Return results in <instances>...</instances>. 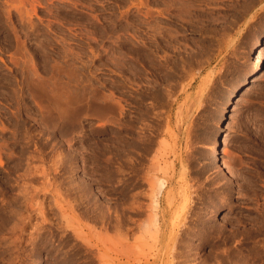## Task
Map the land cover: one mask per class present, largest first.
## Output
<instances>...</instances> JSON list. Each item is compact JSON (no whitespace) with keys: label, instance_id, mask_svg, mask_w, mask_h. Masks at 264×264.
Segmentation results:
<instances>
[{"label":"rangeland","instance_id":"rangeland-1","mask_svg":"<svg viewBox=\"0 0 264 264\" xmlns=\"http://www.w3.org/2000/svg\"><path fill=\"white\" fill-rule=\"evenodd\" d=\"M172 1L0 0V264H213L245 236L243 248L260 240L245 229L264 201V52L253 73L264 0ZM50 168L78 226L53 209L61 231L37 244L33 219L20 243L28 212L9 200Z\"/></svg>","mask_w":264,"mask_h":264},{"label":"bare ground","instance_id":"bare-ground-1","mask_svg":"<svg viewBox=\"0 0 264 264\" xmlns=\"http://www.w3.org/2000/svg\"><path fill=\"white\" fill-rule=\"evenodd\" d=\"M174 1V0H173ZM172 1V2H173ZM182 1V0H181ZM181 1H180V3H181ZM171 2V1H170ZM179 2V1H178ZM182 3H183V1H182ZM173 4V3H172ZM174 5V4H173ZM172 5V6H173ZM176 6V5H175ZM177 7V6H176ZM176 7H175V9H173V10H176ZM184 7V6H183ZM182 7V8H183ZM172 8H174V7H172ZM170 10H172V9H170ZM173 10H172V12H173ZM185 10V9H184ZM178 11V10H177ZM176 11V12H177ZM170 12V11H169ZM192 12V11H191ZM190 12V13H191ZM193 13V12H192ZM183 14V13H182ZM174 14L172 13V16H173ZM184 15H185V13H184ZM184 15H183V17H184ZM174 17V16H173ZM183 17H181V18H183ZM189 18H190V15L188 16ZM180 18V17H179ZM191 18L193 19L194 17H192L191 16ZM190 18V19H191ZM190 19L188 20V19H186V20H188V22L190 21ZM191 19V20H192ZM182 21V20H181ZM193 21V20H192ZM190 22L191 24L193 23V22ZM184 23V22H183ZM157 25H159V24H157ZM190 25V24H189ZM183 26V25H182ZM156 27H158V26H156ZM160 27H161V25H160ZM184 27H186V26H184ZM190 29H191V27H189ZM161 28H159V30H160ZM156 30V29H155ZM188 30V29H187ZM162 31V30H161ZM156 33H158V31L156 32ZM159 33H161V32H159ZM185 42H186V40H185ZM179 45H180V43H179ZM183 46V45H182ZM184 46H185V44H184ZM257 48L259 49V53H258V55H257V57H256V61H255V63H254V70H253V73H256L257 71H259V67H260V64H261V61H262V53L264 52L263 51V49H262V44H257ZM141 53V52H140ZM143 56V55H142ZM144 57V56H143ZM254 80V79H253ZM246 89H247V91L250 89V86H249V84H248V86H247V84H246ZM246 92V91H245ZM233 95H234V93H233ZM67 98V97H66ZM232 99V98H231ZM75 119V118H74ZM65 120V119H64ZM77 120V119H76ZM70 121L71 120H69V123H68V121H66L70 126H71V124H73V123H70ZM73 122H76V121H74V120H72ZM71 121V122H72ZM66 122H63V126L65 127V124L67 125V123ZM65 123V124H64ZM52 124V123H51ZM50 124V125H51ZM53 124H55V123H53ZM53 124H52V126H53ZM77 124V123H76ZM78 124H79V122H78ZM78 124H77V126H78ZM80 125V124H79ZM68 127V126H67ZM67 127H65V128H67ZM73 126H71V128H72ZM75 128H77L76 126H74ZM74 127H73V129H74ZM71 128H70V130H71ZM79 128V127H78ZM68 129V128H67ZM71 130V131H74V130ZM63 130H65L64 128H63ZM70 130H69V132H70ZM63 132H65V131H63ZM67 132H68V130H67ZM66 132V133H67ZM68 132V133H69ZM229 135L227 136V134H226V136H225V138H224V140H223V145H227L228 144V142H229ZM222 150V149H221ZM209 154H211V159L212 160H214V161H216V160H218L219 158H220V149H218V146H216L212 151H211V153H209ZM123 158V157H122ZM182 159V158H181ZM121 160V159H120ZM186 160V159H185ZM127 161V160H126ZM127 162H129V161H127ZM125 163V162H124ZM123 163V164H124ZM156 163V162H155ZM128 164V163H127ZM157 164V163H156ZM181 164V163H180ZM184 164V163H183ZM152 165H154V166H157V165H159V164H157V165H155L154 163L152 164ZM150 166V169H151V167H154V166ZM213 165V164H212ZM223 165H224V163H223ZM226 165V164H225ZM123 166V165H122ZM125 166V165H124ZM173 167V166H172ZM226 167V166H225ZM156 168V167H155ZM174 168V167H173ZM224 168V167H223ZM157 169H159V168H157ZM163 170H164V168H162ZM177 169H178V167H177ZM56 170V169H55ZM122 170H124V169H122ZM153 171H157V170H154V169H152ZM165 170H166V168H165ZM64 171H65V169H64ZM167 171V170H166ZM173 171V170H172ZM178 171V170H177ZM219 171V170H218ZM217 171V172H218ZM158 172V171H157ZM169 172V171H168ZM54 173H56V172H54L53 171V169L52 168H50L49 170H47V172H43L42 174H43V177H42V179H43V181L42 182H40L39 181V179L37 180V181H35V182H33V185L31 186L32 187V191L31 192H28V191H26L25 189H22V188H20V192H18L17 194H15L16 196H14L13 198H12V200H9V202H10V206H11V203L12 202H16L17 203V201L22 205V207L24 208H26L25 209V211L27 210V212H28V215L27 216H25L24 218H22V216L20 215L19 217H21L22 218V220H23V225H19V226H23L22 227V229H21V235H18V236H20V237H18V242L20 241V243H22V241H23V238L24 237H22V236H24V235H26L25 234V232H24V230H25V228L27 227V226H31V224H32V221H33V219H39V220H37V221H39V222H37V223H35L36 224V227H35V231H36V233H37V237H34L33 238V241H35L37 244L43 239V234L44 233H47V232H50V233H52V234H54V236H55V231H57V232H60L61 231V229H59L60 227H61V224H60V227L58 226L57 228L56 227H54L53 226V224L55 223L54 222V216L53 217H51L50 216V211H52L53 209H56L57 211H55L54 210V212H59V214L58 215H61V219H65L66 220V222L64 223L65 225H64V227L66 228V229H71V230H74L75 231V229H74V226L75 227H77L78 225L77 224H73V220H77L75 217V219L73 218V220H70L66 215L68 214V211L69 210H75V207H74V205H75V203H70V201H67L66 200V197H67V195L65 196V194H67L66 192H65V190H70V189H65L64 190V192H62L63 190H61V187L60 186H62V185H64L65 184V182L63 183V180H58L59 179V177L61 176L60 174H54ZM165 173V172H164ZM187 173V172H186ZM218 173H221V170H220V172H218ZM122 174H125L123 171H122ZM179 174V173H178ZM222 174V173H221ZM149 175V174H148ZM165 175V174H164ZM135 176H136V174H135ZM125 177V176H124ZM123 177V178H124ZM171 177V176H170ZM186 177V176H185ZM214 177V176H213ZM221 177V176H220ZM149 178H151V177H148V179H147V181L148 180H150ZM153 178V177H152ZM152 178H151V180L149 181L150 183L149 184H154V183H151V181H152ZM165 178H166V176H165ZM172 178V177H171ZM171 178H169L170 180H171ZM41 179V180H42ZM155 178H153V180H154ZM173 179V178H172ZM176 179V178H175ZM222 179V178H221ZM123 180V179H122ZM167 180V179H166ZM70 181H72V180H70ZM19 182V181H18ZM161 182H162V180H161ZM160 182V186L162 185V183ZM226 182H228V181H226ZM69 183H71V182H69ZM69 183L68 182H66V184L67 185H69ZM126 183V182H125ZM166 184V183H165ZM209 184H211V183H209ZM229 184V183H228ZM19 185V184H18ZM71 185H73V184H71ZM71 185H69L70 187H71ZM155 185H157V184H155ZM214 185V184H213ZM219 185V184H218ZM69 186L67 187V188H69ZM74 186V185H73ZM160 186H159V188H160ZM164 186V185H163ZM170 186V185H169ZM173 186V185H172ZM184 186V185H183ZM189 186V185H188ZM194 186V185H193ZM76 187V186H75ZM122 187H124V185H122ZM150 187H153V186H150ZM156 187V186H155ZM166 187V186H165ZM192 187V186H191ZM215 187V186H214ZM229 187V186H228ZM227 187V188H228ZM231 187V186H230ZM249 187V186H248ZM24 188V187H23ZM26 188V187H25ZM62 188H66V187H63L62 186ZM72 188V187H71ZM78 189H79V187H77ZM154 188V187H153ZM152 188V189H153ZM163 188V187H162ZM162 188H160V189H162ZM192 188H194V187H192ZM203 188V187H202ZM220 188H221V186H220ZM245 188V187H244ZM75 189V188H74ZM73 188H72V190H74ZM84 189H87V188H85L84 187ZM159 189V190H160ZM186 189V188H185ZM228 189H230V188H228ZM24 190L26 191V192H24ZM76 190V189H75ZM156 190H158L157 188H156ZM198 190H200V188L199 189H197V191ZM210 190V189H209ZM212 190H213V188H212ZM220 190V189H219ZM225 190V189H224ZM231 190V189H230ZM260 190H262V189H260ZM81 191H82V189H81ZM164 191V190H163ZM188 191V190H187ZM194 191V190H193ZM205 191V190H204ZM211 191V190H210ZM218 191V190H217ZM221 191V190H220ZM72 192V191H71ZM74 192V191H73ZM78 192V191H77ZM83 193H80L79 195L81 196V194H82V198H84V196H83V194L85 193V191H82ZM90 192V191H89ZM159 192V191H158ZM160 192H161V190H160ZM195 192H196V189H195ZM201 192V191H200ZM219 192V191H218ZM222 192V191H221ZM229 192V191H228ZM256 192H257V190H256ZM8 193V192H7ZM86 193H88V190H87V192ZM85 193V194H86ZM155 193V192H154ZM154 193H152V194H154ZM194 193V192H193ZM192 193V194H193ZM206 193V192H205ZM73 194V193H72ZM71 194V195H72ZM164 194V193H163ZM199 194V193H198ZM254 194V193H253ZM258 194V193H257ZM159 195V194H158ZM157 195V196H158ZM168 195V194H167ZM200 195V194H199ZM228 195V194H227ZM262 195V194H261ZM260 195V196H261ZM6 196V195H5ZM10 196V195H9ZM153 196V195H152ZM170 196H172V195H170ZM259 196V197H260ZM7 197V200L9 199L8 198V195L6 196ZM10 197H12V196H10ZM69 197V196H68ZM70 197H72V196H70ZM69 197V198H70ZM87 197H93L94 198V196H93V194L92 193H88L87 194ZM167 197V196H166ZM187 197V196H186ZM189 197H190V195H189ZM197 197H201V196H197ZM196 197V198H197ZM228 197V196H227ZM256 197V196H255ZM254 197V198H255ZM85 198H86V196H85ZM175 198H177V197H175ZM193 197L191 196V199H192ZM198 198V199H199ZM77 199V197L75 198V200ZM88 199H90V198H87L86 200H88ZM154 199H155V196H154ZM168 199V198H167ZM197 199V200H198ZM201 199V198H200ZM69 200V199H68ZM73 200H74V198H73ZM79 200V199H78ZM77 200V201H78ZM86 200H85V202H86ZM171 200V199H170ZM173 200V199H172ZM177 200V199H176ZM187 200V199H186ZM196 200V199H195ZM71 201H72V199H71ZM77 201H76V203H77ZM92 201H94V200H92ZM136 201V200H135ZM153 201V200H152ZM174 201V200H173ZM193 201V200H192ZM6 202V201H5ZM8 202V201H7ZM89 201H87V203H88ZM158 202V201H157ZM167 202H168V200H167ZM170 202V201H169ZM172 202V201H171ZM191 202V201H190ZM89 203H91V202H89ZM155 202H153L152 204H154ZM194 203V202H193ZM20 204H13L14 206L16 205H19V208L21 207L20 206ZM79 204V203H78ZM156 204V203H155ZM160 204V203H159ZM184 204V203H183ZM2 205H4V203L2 204ZM6 205V207L8 206L7 204H5ZM77 205V204H76ZM75 205V206H76ZM81 204H79V206H80ZM82 205H83V203H82ZM191 205V204H190ZM261 207L259 208V213H260V215H261V217H262V219H261V222H259L258 221V223H256V224H254L255 225V227L253 228H246L245 229V231H247V233H248V231L249 230H251V231H254L256 234H257V236L258 235H262V236H264V201L262 202L261 201ZM126 206V205H125ZM186 206V205H185ZM188 206H189V202H188ZM192 206V205H191ZM80 207H82V206H80ZM79 207V208H80ZM123 207V206H122ZM153 207V206H152ZM192 207H194V206H192ZM191 207V208H192ZM196 207V206H195ZM1 208V207H0ZM3 208V207H2ZM11 208V207H10ZM18 208V209H19ZM23 208H20V209H23ZM74 208V209H73ZM77 208V207H76ZM187 208V207H186ZM190 208V207H189ZM191 208H190V210H191ZM7 209V208H6ZM5 209V210H6ZM154 209V208H153ZM193 209V208H192ZM78 210V209H77ZM77 210H75V211H77ZM109 210V209H108ZM190 210H188V211H190ZM193 210H195V209H193ZM126 211V210H125ZM188 211H187V213H188ZM1 212V211H0ZM6 212V211H5ZM18 212V211H17ZM78 212V211H77ZM193 212H195V211H193ZM74 213V212H73ZM72 213V214H73ZM76 213V212H75ZM86 213V212H85ZM101 213V212H100ZM192 213V212H191ZM52 214H54V213H52ZM107 214V213H106ZM193 214V213H192ZM55 215H57L56 213H55ZM87 215V214H86ZM123 215V214H122ZM186 215V214H185ZM188 215V214H187ZM187 215H186V217H187ZM258 215V214H257ZM7 216V215H6ZM75 216V215H74ZM78 216V215H77ZM153 216V215H152ZM151 216V217H152ZM97 218H99L98 216H96ZM194 217V216H193ZM196 217V216H195ZM21 218H19V219H21ZM80 218H81V216H80ZM107 218V217H106ZM188 218V217H187ZM190 218V217H189ZM17 219V218H16ZM63 219V220H64ZM72 219V218H71ZM186 219V218H185ZM185 219H183V221L185 220ZM194 219V218H193ZM196 219V218H195ZM198 219V218H197ZM258 218H256V220H257ZM260 219V218H259ZM1 220V219H0ZM22 220H19V221H22ZM80 220V219H79ZM79 220H77V222L79 221ZM151 220V219H150ZM153 220H155V219H153ZM187 220V219H186ZM245 220V219H244ZM253 220V219H252ZM15 221V220H14ZM56 221V220H55ZM58 221V220H57ZM57 221H56V223H55V225L57 224L58 225V223H57ZM119 221V220H118ZM122 221V220H121ZM194 221V220H193ZM201 221V220H200ZM203 221V220H202ZM206 221V220H205ZM254 221V220H253ZM61 221L59 220V223H60ZM64 222V221H63ZM83 222V221H82ZM151 223L153 222V221H150ZM155 222H156V220H155ZM182 222V221H181ZM185 222H187V221H185ZM199 222V221H198ZM240 222V221H239ZM242 222H244L243 220H242ZM256 222V221H255ZM74 223H76V222H74ZM120 223V222H119ZM121 223H123V221L121 222ZM173 223V221L171 222V224ZM183 223V222H182ZM188 223V222H187ZM191 223V222H190ZM192 223H194V222H192ZM196 223H197V220H196ZM203 223V222H202ZM201 223V224H202ZM207 223V222H206ZM205 223V224H206ZM34 224V223H33ZM32 224V225H33ZM83 224V223H82ZM89 224V223H88ZM88 224L86 223V228L88 227ZM113 224V223H112ZM125 224V223H124ZM180 224V223H179ZM200 224V223H199ZM198 223H197V225H199ZM200 224V225H201ZM204 224V223H203ZM201 225V226H204V225ZM240 224V223H239ZM2 225V224H1ZM18 225V224H17ZM77 225V226H76ZM85 225V224H84ZM175 225V224H174ZM173 225V226H174ZM186 225V224H185ZM185 225L183 226V227H185ZM190 225V224H189ZM189 225H188V227H185V232L184 233H186V234H188L189 233V235L191 234L190 232V229H189ZM253 225V224H252ZM251 225V226H252ZM18 226V227H19ZM83 226V225H82ZM91 226V225H90ZM111 226V225H110ZM115 226V225H114ZM122 227L123 225H119L118 227ZM172 226V227H173ZM181 226V225H180ZM193 225H191L190 227H192ZM210 226V225H209ZM63 226H62V229L64 228ZM79 227H81V226H79ZM84 227V226H83ZM117 229H119L118 227H117V225L115 226ZM114 227V228H115ZM124 227V226H123ZM177 227H179L178 225H177ZM207 227V226H206ZM15 228V227H14ZM89 228L90 227H88V230H89ZM91 228H92V226H91ZM107 228V227H106ZM125 230H127V232H128V227H126V225H125ZM200 228V227H199ZM201 228H203V227H201ZM34 229V228H33ZM46 229H49V230H47L46 231ZM65 229V230H66ZM83 229V228H82ZM81 229V230H82ZM175 229V228H174ZM192 229V228H191ZM193 229H194V227H193ZM206 229H208V228H205V231H206ZM231 229V228H230ZM43 230H45V231H43ZM64 230V229H63ZM81 230H80V232H81ZM119 230H122V229H119ZM119 230H115V231H118L117 233H122V231L124 230V228H123V230L122 231H120L119 232ZM159 230V229H158ZM200 230V229H199ZM204 230V229H203ZM211 232H212V229H209ZM238 230H239V228H238ZM243 230V229H242ZM90 231V230H89ZM88 231V232H89ZM217 231V230H216ZM215 231V232H216ZM223 231V230H222ZM226 231V230H225ZM225 231H223V233L225 232ZM241 231V230H240ZM14 232V231H13ZM65 232V231H64ZM78 232V233H77ZM76 232V234L80 237V238H82V239H84L83 237H85V236H83L82 237V235H84L82 232H81V234L82 235H80L79 234V230ZM84 232V231H83ZM87 232V231H86ZM91 232H94L93 230L91 231ZM171 232H173V231H171ZM194 232V231H193ZM211 232H210V234H211ZM213 232H214V230H213ZM214 232V233H215ZM218 232V233H217ZM216 232V234H218V235H220L221 234V232L218 230ZM233 232V231H232ZM238 232V231H237ZM242 232V231H241ZM253 232V233H254ZM49 233V234H50ZM73 233V232H72ZM121 233L119 234V236L121 235ZM124 233H126V232H124ZM124 233H122V234H124ZM180 233V232H179ZM197 233V232H196ZM200 233V232H199ZM204 233V232H203ZM208 233H209V231H208ZM220 233V234H219ZM240 233V232H239ZM252 233V232H251ZM34 234H35V232H34ZM58 234V233H57ZM57 234H56V236H57ZM61 234V233H60ZM65 234V233H64ZM68 234V233H67ZM74 234H75V232H74ZM86 234V233H85ZM97 234V233H96ZM95 234V235H96ZM116 234V233H115ZM128 234V233H127ZM130 234V233H129ZM151 234H153V233H151ZM194 234V233H193ZM198 234V233H197ZM230 234H233V233H231L230 232ZM238 234V233H237ZM243 235H244V233H242ZM51 235V234H50ZM62 235V234H61ZM88 235V234H87ZM91 235V234H90ZM98 235V234H97ZM96 235V236H97ZM131 235V234H130ZM165 235V234H164ZM169 235V234H168ZM167 235V236H168ZM182 235V234H181ZM185 235V234H184ZM188 235V236H189ZM204 235V234H203ZM221 235H223V234H221ZM227 235H229V233L227 234ZM234 235H235V233H234ZM240 235H241V233H240ZM240 235H239V237H240ZM247 235V234H246ZM254 235V234H253ZM45 236V235H44ZM62 236H64V235H62ZM62 236H60V237H62ZM89 236V235H88ZM93 236V235H92ZM95 236V237H96ZM116 236L118 237V234H116ZM122 236V235H121ZM126 236V235H125ZM177 236V235H176ZM179 236V235H178ZM191 236V235H190ZM196 236V235H195ZM197 236H199V235H197ZM212 236H214V235H212ZM232 236V235H231ZM231 236L229 235V238L231 239ZM251 236V235H250ZM249 235H248V237L247 236H245L241 241L239 240V242L237 241V242H234V247H232V245H231V247L230 246H227L228 248H226V250L225 251H223V253H220V251L218 250V252L220 253V256H221V259L219 260V261H215V263H213V261H212V263L213 264H238V263H236L235 262V260L233 259V258H235V257H237V255H240L239 257H240V262H241V264H264V237H260V240L259 239H257V238H255V239H257V240H254L253 239V241H252V246L251 247H245V248H243V244H248L249 245V243H251V237H250ZM46 237V236H45ZM87 237V236H86ZM94 237V238H95ZM114 237V236H113ZM126 237H128V235L126 236ZM130 237H132V236H130ZM129 237V238H130ZM218 237V236H217ZM226 237V236H225ZM258 237V238H259ZM15 238V237H14ZM32 238V237H31ZM31 238H29V239H31ZM49 238V237H48ZM55 237H53V239H54ZM79 238V239H80ZM97 238V237H96ZM100 238H102L101 236H100ZM115 238V237H114ZM122 238V237H121ZM168 237H166V239H167ZM179 238V237H178ZM184 238V237H183ZM214 238H216V237H214ZM213 238V239H214ZM219 238V240H220V236L218 237ZM218 238H216L217 240H218ZM224 238V237H223ZM222 238V239H223ZM226 238H228V237H226ZM229 238L227 239V240H229ZM241 238H242V235H241ZM241 238H239V239H241ZM50 239V238H49ZM52 239V238H51ZM60 239V238H59ZM89 238H87V239H84L85 240V242H87V240H88ZM90 239H93L92 237H90ZM90 239L88 240V241H90ZM104 239V243H105V238H103ZM107 239H109V237L107 238ZM119 239V238H118ZM118 239H116V240H118ZM124 239V238H123ZM127 239V238H126ZM164 239V238H163ZM188 239H189V237H188ZM197 239V238H196ZM199 239V238H198ZM211 238H209V240H210ZM233 239V238H232ZM234 239H236L235 238V236H234ZM115 240V239H114ZM130 240V239H129ZM175 240H178V239H175ZM182 240V239H181ZM184 240V239H183ZM190 240V239H189ZM208 240V239H207ZM216 240V241H217ZM224 240V239H223ZM238 240V239H237ZM102 241V240H101ZM107 241V240H106ZM109 241H111L112 242V240H110L109 239ZM127 241V240H126ZM185 241H187V240H185ZM216 241H214V242H216ZM226 241V240H225ZM34 242V243H35ZM44 242V241H43ZM62 242V241H61ZM108 242V241H107ZM124 242V241H123ZM177 242V241H176ZM179 242V241H178ZM181 242V241H180ZM183 242V241H182ZM188 242V241H187ZM186 242V243H187ZM190 242H192V241H190ZM200 242H201V246H202V244L205 242V240L202 238V237H200ZM220 242H221V240H220ZM228 242V241H227ZM16 243V242H15ZM14 243V244H15ZM81 243H82V240H81ZM90 246H91V244H90V242H87ZM109 243V242H108ZM184 243V242H183ZM197 243V242H196ZM210 243V242H209ZM213 243V242H212ZM219 243V242H218ZM236 243H239V245H242V248L241 247H239V245L238 246H236ZM86 244V243H85ZM112 244V243H111ZM116 244H118V242L116 243ZM119 244H121V243H119ZM126 244V243H125ZM128 244V243H127ZM126 244V245H127ZM162 244V243H161ZM165 244V243H164ZM172 244H174L175 245V243H174V238L173 237H170V242H169V246H171ZM179 244V243H178ZM176 245V246H180L181 244H179V245ZM190 243H188V245H189ZM222 244H225V243H222ZM227 244V243H226ZM230 244H231V242H230ZM229 244V245H230ZM82 245V244H81ZM122 245H124V244H122ZM126 245H124V246H126ZM196 245V244H195ZM218 244H217V242H216V246H217ZM97 246V245H96ZM99 246V245H98ZM113 246V245H112ZM121 245H119V247H120ZM123 246V247H124ZM163 246V245H162ZM165 246H168V244H166ZM183 246V245H182ZM200 246V247H201ZM215 246V247H216ZM219 246V245H218ZM217 246V247H218ZM225 246V245H224ZM250 246V245H249ZM16 247V246H15ZM86 247V246H85ZM111 247V246H110ZM123 247H122V249H123ZM128 247V246H127ZM184 247H185V245L182 247V249H184ZM187 247V246H186ZM221 247V246H220ZM230 247V248H229ZM88 248V247H87ZM99 248V247H98ZM177 248V247H176ZM180 248V247H179ZM188 248V247H187ZM191 247H189V249H190ZM197 248V247H196ZM222 248V247H221ZM167 249V248H166ZM175 249V248H174ZM182 249H181V251H182ZM219 249V248H218ZM88 250V249H87ZM96 250V249H95ZM124 250V249H123ZM162 250H163V248H162ZM178 250V249H177ZM180 250V249H179ZM179 250H178V253H179ZM185 250H186V248H185ZM192 250H194V249H192ZM221 250V249H220ZM171 251H173V250H171ZM170 251V252H171ZM180 251V252H181ZM190 251V250H189ZM189 251H187L189 254L191 253V252H189ZM247 251L248 253H245V252ZM253 251H255V253L253 252ZM89 252V251H88ZM174 252H176L175 250H174ZM186 252V251H185ZM184 252V253H185ZM221 252H222V250H221ZM252 252L254 253V254H252ZM100 253V252H99ZM172 253V252H171ZM187 253V254H188ZM240 253V254H239ZM252 254L253 256H252V262H250L249 261V257L247 256L248 254ZM172 254H174V253H172ZM176 254V253H175ZM183 254V253H182ZM192 254V253H191ZM247 254V255H246ZM103 255V254H102ZM186 257H187V255L186 254H184ZM184 255H182L183 257H184ZM217 255V254H216ZM205 256H207V255H205ZM213 256V255H212ZM219 256V257H220ZM249 256H251V255H249ZM145 257V256H144ZM175 257V256H174ZM185 257V259H186V261H187V258ZM147 258V257H146ZM173 257H171V261H170V263L171 264H174L175 262H177V259H176V261L174 262V260L172 259ZM180 258V257H179ZM190 258V257H189ZM205 258V257H204ZM208 258V256L206 257V259ZM210 258V257H209ZM216 258V257H215ZM101 259H102V261H103V259H104V257L102 258L101 257ZM126 259V258H125ZM165 259V258H164ZM182 259V258H181ZM191 259H193L192 257H191ZM203 259V258H202ZM206 259H205V261H206ZM211 259H213V257L211 258ZM210 259V260H211ZM238 259V258H237ZM199 261H200V258L198 259ZM234 260V261H233ZM202 262L200 263V264H202L203 263V260H201ZM126 262V261H125ZM182 262H184V261H182ZM188 262V261H187ZM186 262V263H187ZM190 262H191V260H190ZM192 262H196V261H193L192 260ZM185 263V264H186ZM206 263V262H205ZM178 264H181V263H178ZM184 264V263H183ZM188 264V263H187ZM198 264H199V262H198ZM240 264V263H239Z\"/></svg>","mask_w":264,"mask_h":264}]
</instances>
